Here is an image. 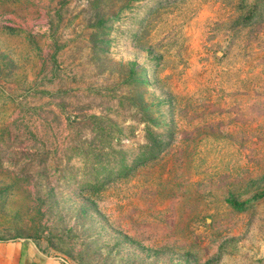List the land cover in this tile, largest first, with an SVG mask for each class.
Masks as SVG:
<instances>
[{"label": "rangeland", "instance_id": "374dc122", "mask_svg": "<svg viewBox=\"0 0 264 264\" xmlns=\"http://www.w3.org/2000/svg\"><path fill=\"white\" fill-rule=\"evenodd\" d=\"M17 240L63 264H264V0H0Z\"/></svg>", "mask_w": 264, "mask_h": 264}, {"label": "crops", "instance_id": "0c3cea01", "mask_svg": "<svg viewBox=\"0 0 264 264\" xmlns=\"http://www.w3.org/2000/svg\"><path fill=\"white\" fill-rule=\"evenodd\" d=\"M0 264H63L28 240L0 242Z\"/></svg>", "mask_w": 264, "mask_h": 264}, {"label": "trees", "instance_id": "16d2710c", "mask_svg": "<svg viewBox=\"0 0 264 264\" xmlns=\"http://www.w3.org/2000/svg\"><path fill=\"white\" fill-rule=\"evenodd\" d=\"M96 117H93L92 119H93V121L92 122H90V132L91 133H93V130L95 129L94 128V125H96V128H98V127H101L103 130H105V127H103L102 126V123H103V121L101 120H98V119H95ZM95 119V120H94ZM100 121V122H99ZM106 133V132H105ZM96 135H98V133L96 134ZM96 135L95 136H93L92 137V139H94L95 137H96ZM110 135L111 134H109L108 132L105 134V136H109L110 137ZM99 136H103V135H99ZM81 144V143H80ZM156 144V143H155ZM75 147H76V150L77 151H79L80 153H82V152H84L85 154H90L91 153V155H93V157L97 160L96 161V163H94V164H92L89 168H88V170H87V172H88V174L90 175V176H99V174H100V172L105 168V166L106 165H104V164H102V162H101V150H91V149H89V148H79L78 147V144H76L75 145ZM154 147L155 148H159V146H158V143L156 144V145H154ZM153 149V148H152ZM157 150V149H156ZM112 152H114V153H116V151H112ZM95 165V166H94ZM94 166V167H93ZM234 207H241L242 205L241 204H239V203H236V202H231V201H229Z\"/></svg>", "mask_w": 264, "mask_h": 264}]
</instances>
